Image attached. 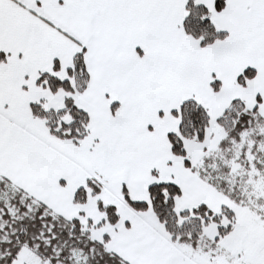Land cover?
I'll use <instances>...</instances> for the list:
<instances>
[{
	"label": "snow or ice",
	"instance_id": "6c2138e0",
	"mask_svg": "<svg viewBox=\"0 0 264 264\" xmlns=\"http://www.w3.org/2000/svg\"><path fill=\"white\" fill-rule=\"evenodd\" d=\"M0 264H264V0H0Z\"/></svg>",
	"mask_w": 264,
	"mask_h": 264
}]
</instances>
